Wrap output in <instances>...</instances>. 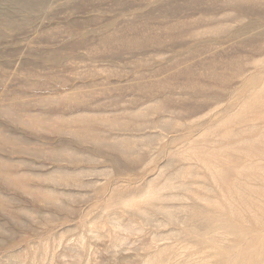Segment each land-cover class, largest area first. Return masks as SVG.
<instances>
[{"label":"rangeland","instance_id":"1","mask_svg":"<svg viewBox=\"0 0 264 264\" xmlns=\"http://www.w3.org/2000/svg\"><path fill=\"white\" fill-rule=\"evenodd\" d=\"M0 264H264V0H0Z\"/></svg>","mask_w":264,"mask_h":264},{"label":"bare ground","instance_id":"2","mask_svg":"<svg viewBox=\"0 0 264 264\" xmlns=\"http://www.w3.org/2000/svg\"><path fill=\"white\" fill-rule=\"evenodd\" d=\"M244 177V176H243ZM248 253V252H247ZM252 253V252H251ZM255 261V260H254Z\"/></svg>","mask_w":264,"mask_h":264}]
</instances>
